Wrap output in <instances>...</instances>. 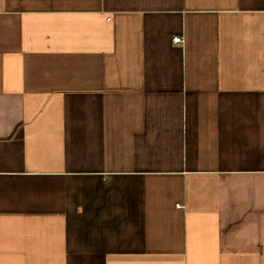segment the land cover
<instances>
[{"label": "crops", "instance_id": "obj_1", "mask_svg": "<svg viewBox=\"0 0 264 264\" xmlns=\"http://www.w3.org/2000/svg\"><path fill=\"white\" fill-rule=\"evenodd\" d=\"M0 264H264V0H0Z\"/></svg>", "mask_w": 264, "mask_h": 264}, {"label": "built area", "instance_id": "obj_2", "mask_svg": "<svg viewBox=\"0 0 264 264\" xmlns=\"http://www.w3.org/2000/svg\"><path fill=\"white\" fill-rule=\"evenodd\" d=\"M174 42L175 43L183 42V37H175Z\"/></svg>", "mask_w": 264, "mask_h": 264}]
</instances>
